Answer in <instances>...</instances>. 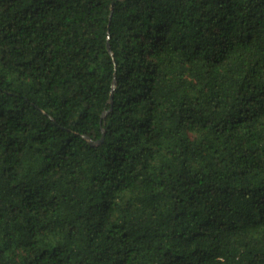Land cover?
Returning a JSON list of instances; mask_svg holds the SVG:
<instances>
[{
	"label": "trees",
	"instance_id": "trees-1",
	"mask_svg": "<svg viewBox=\"0 0 264 264\" xmlns=\"http://www.w3.org/2000/svg\"><path fill=\"white\" fill-rule=\"evenodd\" d=\"M0 264H264V0H0Z\"/></svg>",
	"mask_w": 264,
	"mask_h": 264
},
{
	"label": "water",
	"instance_id": "water-1",
	"mask_svg": "<svg viewBox=\"0 0 264 264\" xmlns=\"http://www.w3.org/2000/svg\"><path fill=\"white\" fill-rule=\"evenodd\" d=\"M111 15H112V13H111ZM111 15H110V17H111ZM108 48H109L110 52H111L112 55H113V52H112V50H111V47H110L109 43H108ZM115 84H116V78H115V80H114V85H115ZM112 100H113V95H112V97H111V102H112Z\"/></svg>",
	"mask_w": 264,
	"mask_h": 264
}]
</instances>
